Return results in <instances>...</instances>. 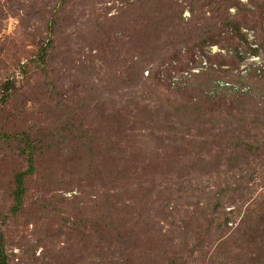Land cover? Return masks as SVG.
Wrapping results in <instances>:
<instances>
[{
    "label": "rangeland",
    "instance_id": "rangeland-1",
    "mask_svg": "<svg viewBox=\"0 0 264 264\" xmlns=\"http://www.w3.org/2000/svg\"><path fill=\"white\" fill-rule=\"evenodd\" d=\"M237 1L246 44L220 48L199 39L229 33L207 0L155 18L136 0H0V129L29 138L34 164L14 212L26 156L0 143L8 264H264V124L174 104L188 79L213 98L264 73V11Z\"/></svg>",
    "mask_w": 264,
    "mask_h": 264
},
{
    "label": "trees",
    "instance_id": "trees-1",
    "mask_svg": "<svg viewBox=\"0 0 264 264\" xmlns=\"http://www.w3.org/2000/svg\"><path fill=\"white\" fill-rule=\"evenodd\" d=\"M137 3L144 4L143 9L150 14L153 18L158 15V10L161 6L162 1L164 0H136ZM207 0V5L214 6L216 11H219L216 17L210 19L211 23L222 24V27H225L229 30V33L216 32L214 30H209L210 32L204 33L202 36H199L201 43L207 44L208 47H213L214 45L219 46L220 48L230 47V42L234 43L233 40H238L242 44H246V37L241 32L240 22L243 21L244 12L247 11V7L238 3L237 0ZM252 2V3H251ZM251 7L257 9L262 13L264 11V0L262 3L258 1H251ZM153 7V8H152ZM232 7H235L238 10L236 16H231L228 14V10ZM150 8V9H149ZM160 12V11H159ZM171 9L164 10L165 18L163 21H167V18H170ZM243 13V14H242ZM251 13V12H250ZM252 14V13H251ZM159 23L157 24L158 27ZM231 30V31H230ZM231 35V37H230ZM264 44V40H263ZM48 48V46H47ZM47 48H40L38 56L36 59L45 61L47 55ZM256 54V52H254ZM234 63H240L243 61L244 57L239 56L238 52L235 53ZM208 59V55L205 56ZM236 61V62H235ZM183 66H179L178 70L183 69ZM188 68V66H187ZM264 68V67H263ZM185 70V68L183 69ZM232 74H228L231 76ZM157 76V74H156ZM206 75L197 76L193 81L188 79L185 82L184 86H177L176 90L173 91L177 94L174 104L178 105L180 109L177 111H183L184 109L192 110L194 115L197 114V117L201 120L199 114L205 113L204 115H211L213 117L221 118L223 121L228 122L229 120L237 121V124H249L253 125L256 128H259L264 124V115L252 116V109L256 106H264V73H256V70H250L247 74L243 76H236L229 79L225 84L228 86L221 89L220 94L216 93V97H210L209 92L210 88L208 86V81L205 79ZM169 87V86H167ZM175 109V108H174ZM202 113V114H203ZM203 115V116H204ZM202 116V117H203ZM17 141V143H16ZM16 143L20 147L21 153L26 156L27 169L23 172H14L11 189L12 198L14 201L13 210L18 211L23 196L25 194L26 188V179L28 175L34 172L33 164V147L28 137L23 133H16L12 136L7 135L3 130L0 129V143ZM248 147H250L248 145ZM15 216V214H12ZM3 236L0 235V264H8V257L5 254L3 246Z\"/></svg>",
    "mask_w": 264,
    "mask_h": 264
}]
</instances>
